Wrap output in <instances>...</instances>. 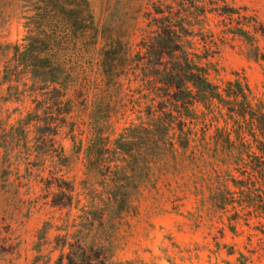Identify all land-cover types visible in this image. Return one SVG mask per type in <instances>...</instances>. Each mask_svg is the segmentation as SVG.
<instances>
[{"label": "rangeland", "instance_id": "374dc122", "mask_svg": "<svg viewBox=\"0 0 264 264\" xmlns=\"http://www.w3.org/2000/svg\"><path fill=\"white\" fill-rule=\"evenodd\" d=\"M89 1L102 34L134 47L155 30L148 26L151 19L162 17L155 7L165 8L167 3ZM195 3L207 10L204 17L196 12L204 22L201 33L213 42L212 57L205 62L210 80L222 86L239 79L255 99L264 98V0ZM224 7L229 9L227 14ZM30 15L22 0H0V264H58L63 251H69L62 248L65 239L74 242L72 236L87 226L85 213L102 191V178L87 169L84 151L93 138L89 114L94 87L102 86L100 60L105 43L99 38L88 49L82 41H63L56 49L68 84L61 107L72 101L74 111L62 116L57 134L43 150L38 149L36 126L29 127L26 142L18 128L20 121L36 109L41 119L50 122L58 116L47 110L53 105L46 97L32 92L33 82L15 71V47L25 44ZM237 29L246 35L237 34ZM201 38L195 39L199 46ZM71 77L76 82L69 86ZM139 86L132 84L133 90ZM127 88L128 84L123 95ZM141 102L144 109L146 101ZM139 115L129 110L114 117L106 135L116 140L128 127L139 125ZM38 125H44L43 120ZM58 153L65 162L57 158ZM209 171L202 164L157 165L131 197L127 212H108L103 222L102 213H96L94 230L85 241L97 239L108 264H264V218L231 221L232 213L216 212L209 203L202 206L191 193Z\"/></svg>", "mask_w": 264, "mask_h": 264}, {"label": "trees", "instance_id": "16d2710c", "mask_svg": "<svg viewBox=\"0 0 264 264\" xmlns=\"http://www.w3.org/2000/svg\"><path fill=\"white\" fill-rule=\"evenodd\" d=\"M165 1V8L155 7L162 17H153L148 24L155 30L134 47L102 34L89 0H22L31 15L25 44L15 47V71L33 82L32 92L46 97L53 105L47 110L58 116L50 122L41 119L36 109L20 121L18 128L26 142L29 127L36 126L38 149L43 150L57 134L62 116L74 111L72 101L61 107L68 84L56 49L63 41H82L88 49L99 38L105 43L100 60L102 86L94 87L89 114L93 138L84 151L87 169L102 178V191L85 213L87 226L72 236L74 242L65 239L62 248L69 251H63L58 264H108L97 239L85 241L94 230L96 213H102L103 222L108 212H127L131 197L161 163L202 164L211 170L190 189L202 206L209 203L216 212L232 213L230 220L236 222L242 217L264 218V98L255 99L239 79L222 86L212 82L205 62L212 57L213 42L201 33L204 22L198 16L206 15V7L199 9L195 0ZM227 10L223 8L224 14ZM236 33L246 35L242 29ZM198 36L202 46L195 42ZM75 82L71 77L69 86ZM133 83H140L139 88L133 90ZM126 84L129 92L123 95ZM129 110L140 114L139 125L111 141L106 134L112 119ZM41 120L44 125L39 126ZM57 158L61 160V154Z\"/></svg>", "mask_w": 264, "mask_h": 264}]
</instances>
